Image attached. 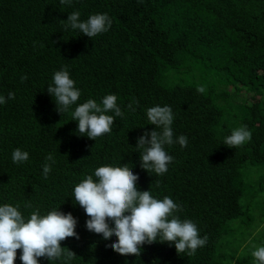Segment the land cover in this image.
<instances>
[{"label": "trees", "instance_id": "16d2710c", "mask_svg": "<svg viewBox=\"0 0 264 264\" xmlns=\"http://www.w3.org/2000/svg\"><path fill=\"white\" fill-rule=\"evenodd\" d=\"M74 11L81 21L107 14L111 27L90 39L65 29L60 21ZM65 67L81 96L60 114L47 87ZM9 92L15 98L0 105V206L19 205L25 219L37 209L41 215L58 209L77 220L79 239L61 242L75 258L38 264H255L257 237L250 239L257 230L264 238V209L256 230L250 212L264 196V180L250 182L248 170L264 168V0H0V95L7 99ZM109 94L123 116L110 134L80 136L72 111ZM157 105L172 109L174 141L180 135L188 141L165 146L173 161L163 175L144 171L135 148L154 130L146 112ZM241 125L251 141L228 148L225 138ZM17 148L29 154L26 162L13 163ZM49 154L55 163L44 178ZM125 164L138 175V190L172 198L183 207L180 218L208 236L195 255L158 241L141 246L140 256H121L109 247L115 237L86 229L74 187L95 179L98 167ZM238 220L254 226L244 242L252 251L231 240ZM19 257L17 250L14 264H22Z\"/></svg>", "mask_w": 264, "mask_h": 264}, {"label": "clouds", "instance_id": "9594fccd", "mask_svg": "<svg viewBox=\"0 0 264 264\" xmlns=\"http://www.w3.org/2000/svg\"><path fill=\"white\" fill-rule=\"evenodd\" d=\"M61 4H71V0H60ZM81 13L74 11L66 21H60L65 29L79 30L82 35L93 38L109 31L112 21L107 14H91L87 20L81 21ZM22 76L21 80H26ZM198 93H205V86L197 88ZM47 93L53 98L58 113L66 112L77 104L81 91L75 86L68 69L62 68L54 72L52 84ZM15 93L9 92L7 99L0 95V105L14 99ZM118 97L106 95L100 103L93 99L78 104L72 111V120L77 123V132L94 141L105 134H110L115 117H122L123 112L117 104ZM133 103H138L133 99ZM132 108V104L128 105ZM113 112L115 115H108ZM147 120L154 126L151 132H144L136 142L140 150V167L156 175L168 171L173 157L165 150L166 145L178 143L187 147V137L180 135L175 141L172 124L174 120L170 106H153L147 109ZM156 129H161L157 131ZM252 132L246 125L234 128L224 144L228 148L240 147L249 143ZM29 154L17 148L12 153L13 163H23ZM43 175L47 178L55 160L52 154L46 157ZM94 177L87 176L73 190V196L85 212L88 219L85 227L89 232L101 235L104 240L115 237L116 241L109 245L121 256H140L141 246L156 242L174 245L177 254L186 253L193 256L199 248L207 244L208 236H200L197 224L190 219H181L178 213L183 211L181 204L168 196L155 198L149 190L137 188L138 175L129 164L123 166L105 165L95 169ZM25 207H31L26 204ZM77 220L71 213H63L58 209L41 215L39 210L25 219L19 205L4 204L0 206V264H14L17 250H20L22 264H38L39 258L48 261L59 260L65 256L68 260L75 254L61 247L67 238L79 239L75 228ZM255 264H264V246L255 247L251 253Z\"/></svg>", "mask_w": 264, "mask_h": 264}, {"label": "rangeland", "instance_id": "374dc122", "mask_svg": "<svg viewBox=\"0 0 264 264\" xmlns=\"http://www.w3.org/2000/svg\"><path fill=\"white\" fill-rule=\"evenodd\" d=\"M248 172H249L248 180L250 182H253V181L257 182L258 179H261V178L264 180V168L263 167L250 168L248 170ZM253 203H256V205L254 206V207H256V209L252 208L251 209L252 211L250 213H252L254 216L255 220L253 223H254L255 230H256V228L260 224V220H261L260 214L263 213L262 209H264L263 208L264 207V196L261 195L260 197H257L256 202H253ZM240 220L233 222L234 228H233V235L231 237V240L236 241L238 243L242 242L243 248H246L249 250L251 249V251H252V244L244 245V242L247 241L249 239V237L254 234L255 230L252 231L254 226L252 228H249L247 226H241ZM254 237L258 238V239L256 238V240H254L256 243H258L255 246H253L254 250H255V247L264 246V238L261 235L259 230L256 231V235L253 236L250 240L254 239Z\"/></svg>", "mask_w": 264, "mask_h": 264}]
</instances>
